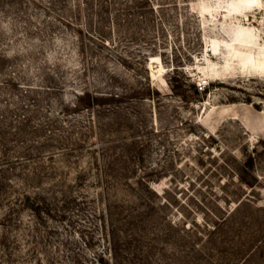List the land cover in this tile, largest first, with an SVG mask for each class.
Listing matches in <instances>:
<instances>
[{"label":"rangeland","instance_id":"1","mask_svg":"<svg viewBox=\"0 0 264 264\" xmlns=\"http://www.w3.org/2000/svg\"><path fill=\"white\" fill-rule=\"evenodd\" d=\"M107 261L264 264V0H0V264Z\"/></svg>","mask_w":264,"mask_h":264},{"label":"bare ground","instance_id":"2","mask_svg":"<svg viewBox=\"0 0 264 264\" xmlns=\"http://www.w3.org/2000/svg\"><path fill=\"white\" fill-rule=\"evenodd\" d=\"M158 62V63H156ZM149 68H151L152 71H157L159 69L163 68L162 62L160 60L159 55L151 56V60H149Z\"/></svg>","mask_w":264,"mask_h":264},{"label":"trees","instance_id":"3","mask_svg":"<svg viewBox=\"0 0 264 264\" xmlns=\"http://www.w3.org/2000/svg\"><path fill=\"white\" fill-rule=\"evenodd\" d=\"M82 94H83V95L88 94V96H90V97L92 96L90 92H86V91H84ZM95 95H96V94H95ZM92 98L95 100L97 97L93 95ZM94 104H95V102H94L93 100H91V102L89 103V105H87V107H91V106H93ZM28 199H30L29 196H28ZM218 226H219V223H218V224H215V227H214L213 229H214V230L217 229ZM105 264H112V263H111L110 261H107Z\"/></svg>","mask_w":264,"mask_h":264}]
</instances>
